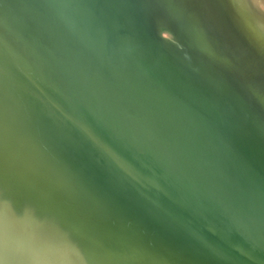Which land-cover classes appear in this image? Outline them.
<instances>
[{"label":"water","instance_id":"water-1","mask_svg":"<svg viewBox=\"0 0 264 264\" xmlns=\"http://www.w3.org/2000/svg\"><path fill=\"white\" fill-rule=\"evenodd\" d=\"M0 38V131L33 169L1 138L0 157L61 240L100 244L105 264H264V29L248 2L0 0ZM81 195L119 220L97 227Z\"/></svg>","mask_w":264,"mask_h":264},{"label":"bare ground","instance_id":"bare-ground-1","mask_svg":"<svg viewBox=\"0 0 264 264\" xmlns=\"http://www.w3.org/2000/svg\"><path fill=\"white\" fill-rule=\"evenodd\" d=\"M244 1L248 2L254 20L264 29V0ZM7 47L6 43L0 38V50L3 54H5L3 48ZM7 63L12 71L17 74L18 68L13 66L9 60H7ZM11 91L15 94L17 100L24 103L23 93L19 89L14 90L11 88ZM5 134H8V132ZM0 138L3 140L4 148L7 149V139L1 131ZM8 150L14 152V157H18L20 162L24 160L26 163L28 160L31 163V159L35 157V152L29 155L17 146L10 145ZM5 160V158L0 157V264H105V259L102 258L103 253L109 252H103L104 249L100 244L101 251L90 247L89 244L82 243L80 246L69 237L62 238V240L59 238L51 216H44L39 202L36 200V195L27 185L22 184V180H18L17 176L9 175L8 165L4 163ZM32 164H29L28 167L32 168ZM38 165L39 163L35 161L34 166H36V169H38ZM38 171H40L42 178H46L45 182H48L46 185L44 184V187L49 186L52 188V185L49 184L51 173L40 169ZM67 188L70 189V187ZM28 189L31 191L28 192ZM74 194L72 191V195ZM81 196L87 203V211L94 216H98L95 217L97 218L95 222L98 224L94 223L97 227L101 225L108 226L106 221L119 220V217L115 215L114 208H108L109 211L106 208L97 211L94 207L97 208L99 205L93 201L92 197L90 199L88 195ZM96 211L100 212L106 219L104 220ZM99 221L102 223L100 226H98ZM87 232L90 233L89 230ZM88 240L92 239L89 237ZM106 246L110 247L111 245L106 244ZM106 264L113 263L106 261Z\"/></svg>","mask_w":264,"mask_h":264}]
</instances>
